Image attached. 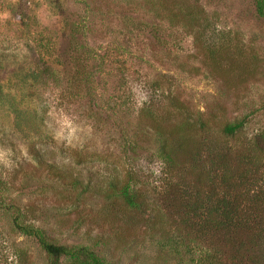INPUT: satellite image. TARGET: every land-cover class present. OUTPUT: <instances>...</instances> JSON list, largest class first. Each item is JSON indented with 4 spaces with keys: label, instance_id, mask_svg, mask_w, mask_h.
Segmentation results:
<instances>
[{
    "label": "rangeland",
    "instance_id": "rangeland-1",
    "mask_svg": "<svg viewBox=\"0 0 264 264\" xmlns=\"http://www.w3.org/2000/svg\"><path fill=\"white\" fill-rule=\"evenodd\" d=\"M154 116L196 131L204 121L200 131L218 137L242 120L223 141L264 149V17L254 0H0V264L48 261L16 217L106 264H196V253L162 249L158 237L127 238L132 223L127 236L123 222L111 226L104 197L71 190L46 164L105 190L129 173L151 195L165 181Z\"/></svg>",
    "mask_w": 264,
    "mask_h": 264
},
{
    "label": "trees",
    "instance_id": "trees-1",
    "mask_svg": "<svg viewBox=\"0 0 264 264\" xmlns=\"http://www.w3.org/2000/svg\"><path fill=\"white\" fill-rule=\"evenodd\" d=\"M254 1L258 15L264 17V0ZM185 26L192 30L195 24L189 19ZM179 125H190L194 131L179 132L181 126L170 120L160 127L156 116L152 119L165 181L151 195L137 187L129 173L122 179H109L105 190L83 183L73 168L46 164L57 179L69 178L71 190H96L104 197V218L110 219L111 226L132 223L134 231L127 238L158 237L162 249L196 253V264H264V149L249 140L240 144L223 141L239 132L242 120L224 122L220 137L200 131L208 126L204 121L197 131L187 120ZM35 154L40 164L45 163L43 152L36 150ZM113 194H119L121 204ZM14 225L36 239L48 257L46 264H61V258L106 264L90 247L58 243L43 228L17 217ZM121 229L127 236V225Z\"/></svg>",
    "mask_w": 264,
    "mask_h": 264
}]
</instances>
